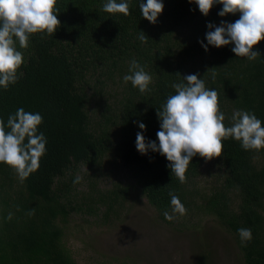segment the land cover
I'll return each instance as SVG.
<instances>
[{
	"label": "trees",
	"instance_id": "trees-1",
	"mask_svg": "<svg viewBox=\"0 0 264 264\" xmlns=\"http://www.w3.org/2000/svg\"><path fill=\"white\" fill-rule=\"evenodd\" d=\"M139 2L130 0L124 15L102 11L103 0H57L56 32L32 34L21 49L23 76L0 89V117L6 121L19 107L40 112L47 151L23 182L0 163V264L108 262L96 253L80 262L70 235L90 216L108 220L120 213L131 194L145 197L162 221L176 225L163 215L170 211V192L185 214L205 211L233 233L245 264H264V148L244 150L239 141L225 139L220 156L193 157L181 183L165 156L141 154L135 146L138 131L156 139L157 108L174 94L172 83L192 73L217 90L225 126L234 109L264 121V39L253 46L261 56L251 61L236 57L231 44L206 51L200 41L207 43L208 22H234L238 12L221 17L218 4L205 16L189 0H164L153 24L141 15ZM141 30L148 36L143 42L137 38ZM132 59L150 73L149 91L140 93L122 79ZM105 178H111L106 188ZM241 227L252 231L246 246L237 232Z\"/></svg>",
	"mask_w": 264,
	"mask_h": 264
},
{
	"label": "clouds",
	"instance_id": "clouds-1",
	"mask_svg": "<svg viewBox=\"0 0 264 264\" xmlns=\"http://www.w3.org/2000/svg\"><path fill=\"white\" fill-rule=\"evenodd\" d=\"M130 0H103L101 10L107 13L129 14ZM207 16L214 5H222L218 15L239 13L234 22L222 20L219 25L208 22L205 33L207 43L200 41L207 51L209 45L220 47L232 45L236 57L255 60L261 56L254 50L264 39V0H189ZM57 0H0V89H8L23 76V52L29 46L32 34L52 36L60 20ZM164 0H140L141 15L155 24L164 10ZM137 38L143 42L148 36L141 30ZM18 45V46H17ZM215 79V73H212ZM124 82L144 93L150 90L152 77L136 59L129 63ZM174 94L157 108L160 128L156 139H148L144 131L136 134L135 146L141 154L149 150L158 152L169 161L167 167L179 182L186 180V170L192 158L199 155L205 159L218 157L223 152L222 141L228 138L240 142L244 150L259 151L264 148V121L249 110L234 109L225 126V113L219 109L215 88L206 87V81L196 73L183 75L180 82H173ZM43 117L40 112L26 111L19 107L5 121L0 117V163L9 165L23 182L40 166L46 153L47 138L38 126ZM139 129L145 130L143 121H136ZM80 177H76L79 181ZM170 211L165 210V219L171 221L186 213V208L177 195L170 192ZM11 218V214H9ZM242 246L252 239L250 228L237 229Z\"/></svg>",
	"mask_w": 264,
	"mask_h": 264
},
{
	"label": "rangeland",
	"instance_id": "rangeland-1",
	"mask_svg": "<svg viewBox=\"0 0 264 264\" xmlns=\"http://www.w3.org/2000/svg\"><path fill=\"white\" fill-rule=\"evenodd\" d=\"M110 185L111 178L101 182L102 187ZM125 204L108 220L90 216L70 235L69 245L78 249L80 262L96 253L108 262L87 260L89 264H245L233 233L224 230L214 215L194 208L176 216L175 225L162 221L145 197L131 194ZM182 221L188 224L182 226Z\"/></svg>",
	"mask_w": 264,
	"mask_h": 264
}]
</instances>
